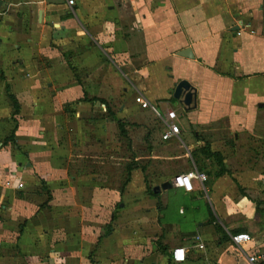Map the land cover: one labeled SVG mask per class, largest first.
Here are the masks:
<instances>
[{
    "label": "crops",
    "instance_id": "1",
    "mask_svg": "<svg viewBox=\"0 0 264 264\" xmlns=\"http://www.w3.org/2000/svg\"><path fill=\"white\" fill-rule=\"evenodd\" d=\"M181 80L191 107L174 96ZM138 94L177 111L179 137L162 139ZM223 122L231 133L203 127ZM111 128L129 141L115 185L87 156ZM262 148L264 0H0V264H251L264 251ZM195 168L205 182L174 185ZM168 198H185L193 230L160 221ZM237 232L253 237L246 252Z\"/></svg>",
    "mask_w": 264,
    "mask_h": 264
},
{
    "label": "rangeland",
    "instance_id": "2",
    "mask_svg": "<svg viewBox=\"0 0 264 264\" xmlns=\"http://www.w3.org/2000/svg\"><path fill=\"white\" fill-rule=\"evenodd\" d=\"M154 77V76H153ZM154 103V102H153ZM181 105L180 102H178L177 100H173L172 102V106L177 108ZM182 106V105H181ZM191 112H187L185 111V117L189 118L191 117L190 115ZM151 114V113H150ZM229 124L227 122H223L220 124H203L204 128H207L208 130H210V132H224V133H231V131L233 129L228 128ZM220 127V128H219ZM118 130V129H117ZM134 130V129H133ZM239 130V129H237ZM119 131H117V133L111 128V135L106 137V140H103V143L100 145V147H92L90 148V152L87 154V156L89 157V159H91V163L88 165L90 167H92L93 171H95V174H98L99 171V167H100V163L104 162L105 164H109L108 165V175H109V181H108V185H115V182L113 177H120V170L116 169L115 165L120 163V167H122L124 165L126 161V157L128 156L127 153H120L119 156L115 155V149L117 146H126V144L129 142L128 140H126L125 138L122 137V139L119 136ZM236 131V130H235ZM236 132H241L243 133L244 131H236ZM117 136H114L116 135ZM119 137V139L117 138ZM137 137V135L135 136ZM140 138V137H138ZM122 141V142H121ZM134 141V139H133ZM136 141V140H135ZM137 142V141H136ZM120 143H122V145H120ZM144 146V144H143ZM142 148V147H141ZM111 151H113L111 153ZM119 152V151H118ZM126 152V151H125ZM261 155L259 154H251L252 157L257 158L258 162L260 164H262V167H264V148H262L261 150ZM80 158L77 160H81L82 162H84L85 158H88L86 156H79ZM124 158V161H121L120 158ZM260 159L263 160L260 161ZM129 162V161H128ZM103 165V164H102ZM125 167V165H124ZM117 171H119V173H117ZM123 175L125 177V171H123ZM100 174V173H99ZM112 174V175H111ZM100 177V175H98L96 178L98 179ZM171 194H173V191L171 190ZM184 200L185 198H168V202H164V207L161 209V217H160V221L163 224L166 223H173L174 225L178 226H182L183 228H186L187 231H191L195 228V224H194V218L192 217V212L190 210H186V213H181L180 212V207L181 202ZM185 204V203H184ZM184 206V205H183ZM202 210H205L204 205L202 204Z\"/></svg>",
    "mask_w": 264,
    "mask_h": 264
},
{
    "label": "built area",
    "instance_id": "3",
    "mask_svg": "<svg viewBox=\"0 0 264 264\" xmlns=\"http://www.w3.org/2000/svg\"><path fill=\"white\" fill-rule=\"evenodd\" d=\"M74 2L75 0H68V3L71 5L74 4ZM135 102L138 103L142 109L151 110L157 116L163 117L165 125V130L162 134L163 140H169L171 138L179 137L181 128L177 122L178 113L176 110L168 109L166 113L162 115L160 110L150 101H148L142 94H138L135 97ZM193 179H198L201 182H205L208 179V176L205 172H202L195 168L187 172H182L175 175L173 183L175 186L184 187L190 191L193 188ZM198 238L200 239V237ZM231 241L233 245L236 246L239 250L246 252V246L253 242V237L248 232H237L231 234ZM198 247L204 248V244L199 243ZM171 255L175 261H185L187 257V249L186 247H176L172 250ZM247 256L251 264L264 263V251L256 252L253 254L247 253Z\"/></svg>",
    "mask_w": 264,
    "mask_h": 264
},
{
    "label": "water",
    "instance_id": "4",
    "mask_svg": "<svg viewBox=\"0 0 264 264\" xmlns=\"http://www.w3.org/2000/svg\"><path fill=\"white\" fill-rule=\"evenodd\" d=\"M181 54L190 56L191 49L181 51ZM174 96L179 98L186 106L191 107L195 102L196 92L188 80H181L175 88Z\"/></svg>",
    "mask_w": 264,
    "mask_h": 264
},
{
    "label": "trees",
    "instance_id": "5",
    "mask_svg": "<svg viewBox=\"0 0 264 264\" xmlns=\"http://www.w3.org/2000/svg\"><path fill=\"white\" fill-rule=\"evenodd\" d=\"M13 99V101H14V103H15V105H16V100H14V98H12ZM108 109H110V108H108ZM118 125L120 126V128H122L124 125H123V122L120 120V119H118ZM124 129V128H123ZM122 129V132H124V130ZM126 132H124V135L126 136V134H125ZM211 154V156L213 157H215V159L217 160V162H218V165H220L221 166V170H220V172L218 173V175H220V174H223L225 171H226V169H225V166H224V163H223V156L221 155V153H219V152H210ZM132 165H134V163H129L128 165H127V167H128V171L130 172L131 170L130 169H132ZM129 179V178H128ZM150 191H152L151 189H150Z\"/></svg>",
    "mask_w": 264,
    "mask_h": 264
}]
</instances>
